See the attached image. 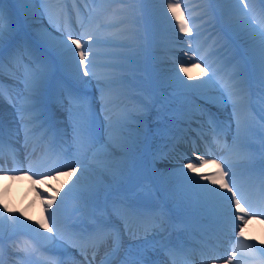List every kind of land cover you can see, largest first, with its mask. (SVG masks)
<instances>
[{
	"label": "bare ground",
	"instance_id": "6f19581e",
	"mask_svg": "<svg viewBox=\"0 0 264 264\" xmlns=\"http://www.w3.org/2000/svg\"><path fill=\"white\" fill-rule=\"evenodd\" d=\"M34 2L40 5L41 9L36 8V5L28 7L26 5L14 3L11 0V4L17 7L19 11L23 10L25 12H29L33 14L34 18L31 22L23 20L20 22L19 32L15 40L16 44L21 45L18 53V62L19 57L23 56L22 52L26 53L23 47L25 46V42L21 40V35L25 34L26 37H29L27 33L32 34V36L35 37L31 38V43L34 46L36 45V47L41 49L43 52L44 50H48L52 53L54 52V54L58 56L57 50L52 46V44H55L62 39L61 31H58V29L62 30L65 21L71 25L72 30L85 32V28H82L81 24L78 22L77 14L74 10L73 0H62L61 5L63 10L60 13H54L55 15L52 13L51 8L56 6L59 2H61V0H33V3ZM91 2L92 0H89L87 5L84 3L75 5L81 9L82 7L86 8ZM188 4L189 2L179 3L177 10L182 9L181 11L189 12L190 6ZM67 7L70 8L67 9ZM44 8H47V11ZM220 8V20L222 22H228L229 31H227V37L231 38V43L233 42L234 44H238L243 53V57L247 60V64H249V70H247V73L243 74L241 77L242 83L240 87L245 89L247 88V85H251L248 83L249 81L259 78V73L253 61L249 43L244 38L237 36V34L233 31L234 17L229 18L228 20L222 18L224 12L231 13L229 11L231 5L221 2ZM196 10L199 15H203L205 14L206 6H198ZM262 10H264V4H259L258 10H251V14L256 16L259 20L263 18L262 14L264 11ZM261 11L263 12L262 14ZM121 13L122 12L119 9L114 8V11L108 14L113 17L116 16L115 21H113V26H120L122 21L126 19L125 16L122 17ZM44 18L49 23L50 28L49 26L46 27L42 24L41 21ZM79 19L84 23L88 21L84 18L82 13ZM198 20L199 18L191 17L188 22L191 24H197ZM201 23L202 22L197 25ZM122 27L123 29L125 28V26ZM116 32H118V29H116ZM45 34H48L47 40L42 39ZM221 36L222 35L215 34L216 42L220 43L223 49L229 48L231 44L226 43L228 38L222 39L220 38ZM28 41H30V39H28ZM48 41H51L52 44ZM108 45L110 44L103 43L101 45L93 46V51L99 53L97 57H112L102 55L100 53L101 51L98 52L100 50L98 48L107 49ZM72 47L75 46L73 45ZM28 48L31 47L28 46ZM194 49L195 47L192 43L181 40L180 44L176 48L174 57L177 56L184 60L194 58ZM11 51L12 49L9 48L6 42L4 51L5 69L3 74H6L7 76L9 75L13 82H8V85L4 86L3 95L0 96V116H2L3 121V148L2 151H0V159L2 160L0 168L4 170L3 172H0V211H3L5 216H12L17 219L15 223L5 221L2 228H0V264H45L44 258L52 257L62 252L63 255L67 254L69 258L74 257L73 259L76 262L78 258L75 257L76 254L73 253V248L64 243H70V234L68 235L63 232L64 239H60L54 232L48 231V228L53 227L50 212L55 210L59 222L60 219H63L62 216L67 215V219L70 223L74 222L75 228H79L78 231H81V233L85 230L89 232L93 231L94 225L90 226L92 227L90 228L89 225L86 226V224L82 221L85 220L83 217H92L95 208L102 206L101 203L95 202V192L96 195L98 193L103 196L113 194V180H116L118 175H120L119 177L122 179L127 177V175H139V172H142L143 170L142 160L147 157L146 145L148 143H144L141 139L139 140L136 138V141H134L130 146L125 147L118 144L116 140H114V142H108V140L104 142L99 136L98 140L95 141V147L91 149L79 148L73 140V117L77 113V107L75 105H69V97L67 96V99H54V101L50 104L51 109L43 105H38L36 108H33L30 102L24 99L27 95L25 92L24 76H19L17 74L19 71H17L15 75H10L8 71L9 56ZM22 63H27V60L24 58ZM157 63L158 58L156 59L155 55L151 52L149 56V63L147 64L148 67H154ZM167 63L168 65L175 64L173 61H167ZM109 64H113L111 59H105L104 65H101V69L96 65L93 71L97 73V77L83 76L81 71L80 75L86 79V82L82 84L78 81H76V83L73 82L71 80L72 75H69L68 73L65 74L63 72L66 64L62 59L58 57L57 61V71L55 73L56 77L58 76L63 78L74 93L79 91V94H84L82 91L85 90L90 93L87 99L91 102L93 112L92 121L95 124L97 132H99V130L103 127L108 128V120L106 118H102L101 114H110L112 109H110V106L107 108L103 107L101 96L95 93L97 92V89H94L93 83L98 82V77L100 79H104L105 74H115L118 67H107ZM73 69V72H75L74 67ZM155 75H157V73H155ZM162 79H165V77ZM19 81L23 83L22 86L18 85ZM160 81L162 80L160 79ZM206 87L208 92L205 94L199 93L198 104L193 105L187 98L186 104L174 109V111H176L177 121L172 127L173 130L167 126L164 131L167 136L169 146L174 144L179 150L173 149L172 147L168 149V152L171 154L169 155L166 153L167 157L165 154L158 155L157 161L160 164L170 166L166 172L161 173L158 179L155 178L151 182H153V184L155 183V187L160 191L159 199L169 206V202H171L174 197L182 198L181 195L178 194V191H182L179 187V183H175L171 181V179L177 177L183 178L184 173L188 176L195 177L201 184H208L209 187H218V185H212L207 180L200 179L201 174L207 176L218 171V169L210 162L212 160L219 163L221 167H224L225 160L233 165V169H236L234 167L237 165L246 166L245 178H248L252 174L256 173L255 176L257 179L259 178L260 182L264 180L263 173L257 174V172H254V170L251 169V164L248 161L254 159V156L251 155V152L253 151L248 149V145H244V142L241 144L239 143L240 138L237 136L238 133L236 132V123L233 122L235 121V118H233L227 111L228 106L233 108H241L244 106L248 95L244 96L243 99H241L239 95L233 96L231 100L228 96L227 99H223L217 93V91L220 92L221 88L214 82H210ZM213 88L215 90H213ZM258 90L260 91V88H258ZM253 93L256 94V91ZM214 97L215 99H213ZM180 98L184 99L185 96H180ZM209 100H212V103L208 102ZM135 103L136 105L134 108L135 112L138 114L137 117H140L139 121L147 119L148 114H150L151 105L146 107L143 100L137 99L135 100ZM207 103H211L214 106L219 107L217 108L218 111L210 109L209 112L206 110L205 106ZM257 103H259L258 109L260 111L264 110V102L259 98L258 94ZM70 108L73 114L72 118L69 116ZM251 111L252 113H256V106H253V110ZM165 113H167V111ZM33 114H36V116L44 114V116H41L43 117L42 121H45L48 117H51V115L57 118V127L51 128L48 134V140L52 139L53 143L48 145L46 139L37 143V134L28 130V127H31L29 126L30 122L31 125H33L40 120V118L38 119L33 117L34 119L30 120V118L25 121L26 118H29L28 116ZM156 114L159 116L157 118L163 122L168 123L169 120L172 119V117L164 115L161 111H158ZM209 115H211L218 124V119L222 118L225 121L224 126L219 125V128L216 130L213 129L214 131H208L207 128L210 126L208 122ZM22 116L23 119H21ZM241 116L244 117V114ZM135 121L137 122L136 119ZM239 122L240 128H242V121L239 120ZM194 125H202V127L200 131H196V134L199 135L198 142L196 141V143L191 145L188 143L190 139L187 137ZM46 128L47 126H43L40 128V131H43ZM241 130L242 129H240V131ZM157 132L158 130H155L150 133L151 140L156 139L155 137ZM26 133L28 134L27 137ZM224 137L226 138V141L223 145L222 143L224 142ZM217 138H219V144L216 142ZM104 144H108L109 146L104 148L102 147ZM180 145L183 147L188 146L190 153H181ZM124 147L126 149H123ZM150 152L153 154L155 149L151 147ZM93 153H95V156H93ZM240 153H243V156L245 157L244 160L239 158ZM201 156H203L205 160L209 161V163L201 166L200 160L198 159V157ZM172 161L173 163H171ZM190 161L199 162V164L193 163L198 168L197 172L194 173L186 167ZM148 162L151 163V160L148 159ZM79 164H83L87 170L83 174H81V171H77L76 174L72 176L68 174L70 169L64 166H78ZM29 165H31V171H29ZM12 168L19 170L9 171V169ZM57 169L59 170L58 176L56 171ZM224 170L227 171L226 168ZM162 178L164 179L163 181ZM225 179L227 180L228 177ZM234 179L238 183L240 182L239 179H236L235 177ZM145 181L150 183L147 178H145ZM165 181L167 184H172V186L169 187ZM143 185L144 184L139 183L137 186V189L142 187L140 192L135 191L132 194L127 192V197H133L135 194V198H137V200L135 199L134 206L139 210V214L136 215L134 213L127 217L120 215L123 220L122 229L126 231L125 226H127V229L131 230L134 226L132 225L134 220H137V224L142 222L140 219V216L142 215H146L149 219L156 217V220H161L163 224L159 225V230L165 231L167 228L174 229L178 223L175 218L170 216V210L173 212L174 209L170 208V210H168L159 207L156 212H154V210L143 209V204L150 202V200L141 202L138 198L145 195L153 196L152 192L149 191L148 186ZM240 185L250 203L254 206L264 208V205H262L259 201L260 187H253L252 185L246 184ZM190 187L192 188L193 186L191 185ZM52 197H55L52 209H47V204ZM192 197L200 200L201 203L206 204V206L200 205V207L196 208L197 211L191 212L193 216L186 219L184 223V225L189 229L187 240L191 241L192 244L189 257L192 258V261L194 262L193 264H197L200 261L199 255L202 251L205 253L216 249H219L222 254H219V256L215 253V256L211 255L212 261L219 259L222 255L224 258L219 259L221 260L220 262L212 264H228V257L231 256L234 249L238 251V256L235 260H233V264H264V251H260L261 249H264V216L263 218L258 216L254 220H250L245 228L244 236L238 237L236 233L239 232V228L235 230L233 229L231 220L226 211H223L219 208V206L203 201L199 194H193ZM191 202L192 201H189V204H191ZM107 203V206L110 205L112 203V199H107ZM120 203L123 208L124 203ZM189 204L187 203V205ZM111 208L114 209L115 207L111 206ZM201 211H205V217H208V220L200 219ZM233 211H235L234 208ZM174 213H176V211H174ZM213 223L220 226L218 230L211 228ZM44 224L47 226L42 227L41 225ZM236 226H240L239 221L236 222ZM230 229H232V232ZM36 230H38V232ZM38 233H42L43 235ZM163 236H157L150 242V244L153 245L150 246L151 250L158 242L169 240L168 236ZM46 237H51V239H45ZM121 238L122 246L118 255L112 260V264H121V261L127 254V251L130 256L136 255L138 251H140V246L135 245L145 240L144 236L126 239V237L121 235ZM242 244L253 245L256 249L255 255H249L247 249L241 247ZM42 245L47 246V249H45ZM109 246H112L110 241L107 244L102 245L96 253V257H100L99 254L105 253V250L109 248ZM126 248H128L127 251ZM16 249H18V251H23L18 253L16 252ZM88 251L92 253L93 249L89 247ZM32 253H34L33 256ZM112 253L110 251V255ZM148 260H151V262H161L160 256L157 257L155 255H153V259ZM179 260L181 261V259ZM98 262L103 264L101 261Z\"/></svg>",
	"mask_w": 264,
	"mask_h": 264
},
{
	"label": "rangeland",
	"instance_id": "374dc122",
	"mask_svg": "<svg viewBox=\"0 0 264 264\" xmlns=\"http://www.w3.org/2000/svg\"><path fill=\"white\" fill-rule=\"evenodd\" d=\"M167 2L168 0H96L95 3H89L86 8H81V13L87 20L89 18L90 9L96 8L100 10L91 27L87 26V22L85 23V32L91 31L96 24L109 25L101 27L99 34L101 35L102 40L107 38L110 45L107 46V49L98 48L100 49L98 52L101 51L100 53L102 55H105L107 53L116 54L111 58L102 56H96L94 58L96 65L100 69L102 68L101 65H104L105 59H111L113 64L118 67L114 75L108 76V79L112 81L111 87L108 89V92L110 94H113L111 98L116 100V103L109 104L112 112H110V114L106 113L105 115L101 114V117L106 118L108 116H111L113 123H116L117 116L122 110L126 111L133 118L137 117L138 114L135 112L134 108V106L136 105V99L143 100V103L146 107L151 105L148 118L139 121L138 131H135L137 124L135 119L130 121L131 128L134 130L133 142L136 141V138L139 140L141 139L142 142H145L147 140L149 130L153 129V127L161 128L163 121L158 120L157 117L159 116H157L156 114L158 111H161L164 114V110H168L169 113L171 112L172 114H175L176 111L173 110L176 107L186 104L187 98L193 105H196L198 104L199 93H207L208 89L206 86L210 82H214L220 87L218 81H220L221 77L225 73L232 71L234 66H239L240 68H242L244 70L243 74H246L247 70H249V64H247V60L243 57V53L240 47L238 46V44H234L233 42L231 43V38L227 37V31H229V27L228 22H222L220 20V0H173V2H178V4L181 2H189V12L181 11L182 9H176V13L180 17V19L186 21L189 28H191V32L185 33L184 37L180 34L181 32L179 31L178 21L173 17L171 11L167 9ZM31 5H36V8L41 9L40 5H38L36 2L26 6L30 7ZM60 5L61 4L58 3L56 6H53V8H51L53 14L61 12L62 7ZM253 5L254 3L251 0V10L254 9ZM198 6H206L205 14L199 15L197 13L196 8ZM114 8L119 9L122 12V17H126V19L121 23L122 26H125L124 29L121 25L116 27L113 26V21H115L116 16L113 17L108 14L114 11ZM9 9H11L15 13L19 21V25L22 20L28 22L34 20L33 14L25 12L23 10L19 11L17 7L11 4V0H8V2L5 4L6 15ZM44 9L47 10V8ZM191 17L199 18L198 23H202L199 25H197L198 23H189L188 21L189 19H191ZM222 18L228 20L229 18H233V16L229 12H224ZM41 22L44 26H49V23L45 18L42 19ZM116 29H118V32H116ZM75 32L81 33V31L79 30ZM215 34L222 35L220 37L222 39L228 38L226 43L231 44L229 48L223 49L221 44L216 42ZM27 35L30 38L26 37L24 34L21 35V40L25 42V45L27 47H31L29 49L32 50V53L35 57H39L47 61L51 65L50 79L39 101V104H44V95H48L52 103L54 99L60 100L61 97H65L69 92L73 93L74 95L79 94V91H77L76 93L72 92L63 78L57 76V78L53 80L54 74L57 71L58 57L60 59L62 58L59 55H55L54 52L52 53L48 50H44L43 52L41 49L37 48L36 45L34 46L31 43V38L35 37H33L30 33H27ZM73 38L76 37L74 36ZM28 39H30V41H28ZM85 40H87V37H85ZM181 40L188 41L195 47L194 58L184 60L177 56L174 57L176 48L180 44ZM151 52L153 55H155L156 59L158 58V63L155 64L154 67L152 66L151 68H149L147 64L149 63V56ZM22 55L27 60V53L22 52ZM167 61H173L175 64L168 65ZM209 64L212 65V68L208 67ZM181 65L188 69V73L186 76L184 72L180 71ZM73 67L74 66L72 65H66L65 69H63V72L65 74L68 73L69 75H72V77H70L73 82L76 83V81H78L84 84L86 82V79L81 75L77 76L76 73L73 72ZM213 68L216 69L215 76H213ZM155 73H157V75H155ZM17 74L19 76H24L23 69L21 68V71H19ZM177 74H179L180 77H183L188 84L198 85L206 81L210 82L201 89H187L178 83L176 79ZM164 77L165 79H162ZM160 79L162 81H160ZM251 81L248 82L251 85H247V88H245L247 90L248 97L246 102L244 103V106H242L241 108H233L228 106L227 108V111L233 118L234 113H236L239 117V120L242 121V128H240L242 130L239 131V136H258V134H264V110L260 111L258 109L259 103H257V94L260 95V91L258 90L259 78ZM19 83H21V81H19ZM49 87H51L50 91L48 89ZM93 87L94 89L99 88L96 94L101 96V85L96 82L93 83ZM213 90L215 89L213 88ZM254 91H256V94L253 93ZM217 93L223 99H227V94L224 93L223 89H220V92L217 91ZM183 95L185 96V98H180V96ZM80 96L87 97V93L81 94ZM211 103H207L206 106L208 108H219ZM253 106H256V111L258 113H252L251 110H253ZM92 114L93 112L91 108V120ZM242 114H244V117L241 116ZM258 114H262L263 116L261 117ZM166 115L169 116L168 114ZM79 119H81V110L77 107V113L73 117V120ZM233 122L236 123V120ZM169 123L173 124L174 120H169ZM98 133L104 142L107 140L108 142H114L115 140V137H113L112 140L109 139L108 128L103 127L99 130ZM263 138H260L261 141L257 139L254 143L255 145L252 144V149L254 151L260 150V147H263ZM162 139H166V135L163 134ZM153 144L161 148V150H163L165 147V144H162L160 142V139H158V141L155 140ZM123 149L126 148L124 147ZM252 155H255V153L253 152ZM261 155L257 157L256 161L261 162L264 160L263 150H261ZM190 162L197 163L196 161ZM142 163L144 165V168L142 172H139V175H127V177L123 179L119 177L120 175H118L116 177L117 179L113 180V188L115 189V193L114 195L110 196L114 197L115 194H120L123 198V194L121 191H123L125 188L133 189L134 185L139 183L147 185L148 182L145 181V178L149 179L150 182L153 178L158 179L161 173L166 172L169 167L160 164L157 160H154L151 166L147 163L146 160H144ZM163 180L164 179L162 178V181ZM175 181H178L180 189L183 187L182 191H178V194L181 195L182 198L174 197L171 203H173V205L180 206L181 211L188 208L187 203L189 201H192L191 203H193V206L189 205V207H197V204L200 202V200L194 199L192 195L198 194V191L193 187L191 188L190 186L192 184L188 181L183 180L182 177H178L177 179H175ZM148 186L149 189L155 193V184L151 183L148 184ZM140 190L141 188L138 189V191ZM95 197L97 199L96 202L98 203L104 201L102 198L103 196L98 193L96 195V192ZM139 198L143 201H145L146 199H150L146 195L140 196ZM152 201H154V199H152ZM130 203L131 202H128L127 205H129ZM201 205L206 206V204L203 203H201ZM104 216L106 215L102 210L97 213L96 218H98V220L103 219V221L108 222L107 218ZM261 217L263 218V216ZM154 226V229H156V225ZM149 228L150 227L144 228L143 230L145 231L139 234H144L147 230H149ZM235 228H239V226H236ZM230 230L232 232V229ZM149 235L151 237L147 236L148 238L141 243V248L148 244L149 241L154 237L151 234ZM136 236L137 235H133V237ZM160 245L161 243L157 244L154 247L156 252L159 250ZM145 250V252H154L153 249L152 251L150 250L149 246L146 247ZM218 254H220V252H218ZM211 262V257H208V255L206 256V254H201L200 261L198 263L208 264Z\"/></svg>",
	"mask_w": 264,
	"mask_h": 264
},
{
	"label": "snow or ice",
	"instance_id": "6c2138e0",
	"mask_svg": "<svg viewBox=\"0 0 264 264\" xmlns=\"http://www.w3.org/2000/svg\"><path fill=\"white\" fill-rule=\"evenodd\" d=\"M7 2L8 0H0V96L3 95L4 90V51L5 44L7 42L9 48L12 49L9 56L8 71L10 75H15L17 71H20L21 68L23 69L25 92L27 93L24 99L29 101L33 108H36L49 82L51 65L47 61L39 57H35L32 53V50H30L26 45L23 47L24 51L27 53V63H22L24 59L23 56L19 57L18 62V53L21 45L16 44L15 40L19 32V21L11 9L7 11L6 15L5 4ZM12 2L22 5H29L33 3V0H12ZM88 2L89 0H73V4L84 3L87 5ZM92 2L95 3L96 0H92ZM221 2L231 5L229 11L234 17L233 31L237 34V36L244 38L250 45L253 61L259 73V98L264 101V18L258 20L256 16L251 14V0H221ZM259 2L264 4V0H259ZM178 6V2H173V0H168L167 2V9L171 11L173 17L178 21L179 31L181 33H190L191 28H189L187 22L181 20L176 13ZM75 11L81 27H86L85 23L79 19L81 15V9L77 7L75 8ZM99 11L100 10L96 8L89 10V18L87 21L88 27L92 26L93 21L96 19ZM105 26L109 25L96 24L91 31L76 33L72 30L71 25L65 21L62 30L58 29V31H61L62 39L55 44H52L51 41L48 42L52 44V46L57 50V54L62 58L66 65L74 66L77 76H79L82 71L83 76L97 77V73H95L93 69L96 67L94 58L99 55V53L93 51V46L109 42L107 38L102 40L101 35L99 34L101 27ZM74 36L76 38H73ZM85 37H87V40H85ZM42 39L47 40L48 34H45ZM82 41L84 43H82ZM73 45L75 47H72ZM105 55L115 56L116 54L107 53ZM107 67H116V65L109 64ZM208 67L212 68V65L209 64ZM180 71L184 72L185 76L188 73V69L183 65H181ZM212 71L213 76H215L216 69L213 68ZM243 71L244 70L239 66H234L232 71L225 73L221 77L220 81H218L220 88L223 89L224 93L227 94L230 100L235 95H239L241 99L247 95L246 89L240 87L242 83L241 77L243 75ZM109 75L111 74H105V77L102 80L98 77V84L101 85V99L103 107L105 108H107L109 104L116 103V100L111 98L113 94L108 92V89L112 84V81L108 79ZM176 79L181 86L187 89H201L210 82L206 81L198 85L188 84L183 77L179 76V74H177ZM68 96L69 105H75L81 110V119L74 120L73 122L74 143L79 148L91 149L95 147V141H97L99 138L95 124L91 120V102L86 96H76L71 92L68 93ZM208 102H212V100H209ZM72 115L73 114L70 108V118H72ZM234 118L236 120L237 133H239L240 122L236 113H234ZM21 119H23V116ZM106 119L108 120L109 139L112 140V138L115 137V140L118 144L125 147L130 146L133 143L134 131L131 128L130 121L133 119L137 120L135 131H138L140 117L133 118L126 111L122 110L117 116L116 123H113L111 116L106 117ZM2 122V116H0V151H2L3 148ZM208 122L214 130L219 128L217 121L211 115H209ZM27 135L28 134L26 133V137ZM216 142L219 144V138H217ZM108 146V144H104L102 147L107 148ZM93 156H95V153H93ZM198 159L200 160L201 166L203 164L209 163V161L205 160L203 156L198 157ZM210 162L218 169V171L207 176L201 174L200 179L207 180L212 185H218V187H209L208 184H201L200 181L195 177L188 176L186 173L183 174V180L191 182L192 186L198 190V194L203 199V201L219 206V208H221L223 211H226L228 217L231 220L233 229L236 227V222L239 221V232L236 233V235L238 237H243L245 228L247 227L249 221L254 220L258 216H264V208L254 206L249 202L241 185L234 179L236 174L233 171V165L231 163L225 160L224 167H221V165L215 160ZM64 166L70 169L68 173L70 176L75 175L77 171H81V174H83L87 170L83 164H79L78 166ZM186 167L194 173L198 171L197 166L191 162H189ZM225 168L227 171L224 170ZM18 170L19 169L16 168L9 169V171ZM31 170V165H29V171ZM3 171L4 170L0 168V172ZM56 171L58 176L59 170L57 169ZM226 177H228L227 180L225 179ZM54 201L55 197H52L47 204V209H52V204ZM259 201L262 205H264V180L261 182ZM233 208L235 211H233ZM117 211L118 214L122 215L123 217L134 214L127 206L122 210L118 209ZM50 217L53 222V227L48 228V231L54 232L60 239H64V233L60 229L55 210L50 212ZM16 219L17 218L12 216H5L4 212L0 211V228H2L5 221L15 223ZM152 219L155 220L156 217H153ZM93 223V231L89 232L85 230L80 234H73L69 237L71 246L78 248L80 255L84 257V264H93L96 253L99 251L100 247L107 244L109 241L112 244L113 253L118 252L122 246V238L120 236L119 228L115 226L105 228L101 227L95 222ZM41 226L46 227L47 225L44 224ZM125 227L126 231H130V229H127V226ZM36 231L38 232V230ZM38 234L43 235L42 233ZM45 239H51V237H46ZM89 247L93 249L91 259H89L88 256ZM241 247L247 249L249 255H255L256 249L253 245L242 244ZM145 251V249L141 248L140 251H138V253L134 256L126 254L125 258L121 261V264H161V262H150L144 254ZM165 251L169 257H172L174 254L173 249H166ZM260 251H264V249H261ZM237 256L238 251L234 249L231 256L228 257V264H233V260H235ZM173 264H175L174 260Z\"/></svg>",
	"mask_w": 264,
	"mask_h": 264
}]
</instances>
